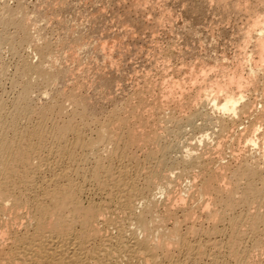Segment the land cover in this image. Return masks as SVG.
<instances>
[{"label":"bare ground","instance_id":"6f19581e","mask_svg":"<svg viewBox=\"0 0 264 264\" xmlns=\"http://www.w3.org/2000/svg\"><path fill=\"white\" fill-rule=\"evenodd\" d=\"M16 8L13 9L14 12L10 11L8 6L0 10V84L8 78L15 92L13 98L5 97L6 91L0 97V264H264V164L261 165L254 160L259 155L257 149L262 147L260 139L264 138V133L261 137L258 135L259 130L264 128L263 113L261 112L260 115L259 111V114L254 112L257 110L255 107L252 110L256 113L254 116L259 115L262 119H257V116L256 119L253 118L258 121L257 124L254 121L252 123L255 125L252 126L250 123L249 129L243 127V130L251 128V134L246 129L249 136L245 130V140L242 138L243 133L240 134L242 142L241 139L236 140L240 130L239 133H232L238 129L234 128L235 122H239L241 118H245L243 121H246L245 115L249 113L250 108L252 109L246 95L242 91L238 92L237 88L233 89L237 83L233 82L235 85L232 83L228 87H218L219 89L215 86L217 92L211 88L208 93L205 89V93L202 91L199 97L195 96L196 99L188 96L187 101L191 98L194 104L187 109L185 105L189 106L192 104L191 101H188L190 102L188 104L183 99L182 101L172 98L174 95L179 97L176 96L179 93L184 98L186 93L182 94L183 92L180 91L177 92L178 94L175 93L181 85L178 84L179 88L176 89V85L172 89L171 85L175 86L174 84L177 83H173L172 78L170 80L162 78L163 85L165 83L168 85L166 90L162 85L165 93H160L162 89L159 90L157 84L147 81V90H140L139 93H137L139 90H136L137 95L132 94L137 97V103L134 101L135 98L129 101V104L127 102V105L121 104L122 107L117 106L111 109L112 111H108L109 113L105 112V108L102 107L103 102L97 107L95 101L98 98L96 91L102 87V82L108 79L106 77H109H104L103 73L109 70L102 73L104 64L102 61L99 62L102 64L101 69L98 67L101 72L98 73L97 68L94 71L98 73L97 75L100 74L99 77L103 78V81L101 80V85L98 87L95 83L97 82L95 73L96 77L91 76L93 75L91 71V75L88 73L93 63H89L90 68L88 65L85 66L82 55L86 58L90 56L92 58L94 55L101 57L106 64V60L109 63L115 62L114 52H106L105 48L108 46L102 47V38L91 36L85 39V35L78 34L81 33L79 31H83L79 28L81 26L78 27L79 24L77 27L80 30L74 29L69 24L73 27V30L67 28L69 32L66 26L72 23L73 19L67 20V17L66 21H69L66 22L67 24L63 20L67 33L65 34L64 31V40L58 42L61 46H54L60 47L59 51H56L58 49L54 50L53 43H49L50 41L43 37L42 32L46 25L43 29L41 26L45 23L39 27L37 25L44 17L39 15L41 19L36 20L33 13H30L32 18L23 5ZM52 8L54 9L55 6ZM54 15L57 17L56 14ZM91 18L89 19L91 22L98 19L95 16L93 20ZM258 23L259 21L256 24L261 26ZM59 25L62 26V23ZM91 27L93 28V25ZM93 31H96V28ZM97 32L96 34L99 35ZM130 32L133 33L131 30ZM263 32L261 31L262 35L260 39L258 38L259 45L264 41ZM246 39H249V36ZM100 44L101 47H97ZM66 46L76 48L74 51L70 47L73 51L71 57L73 56L74 61L78 63L82 61L83 68H89L86 72L81 66L79 67L81 63L74 65L79 67L78 73L71 68L74 61L69 63L70 53L64 49ZM22 49L27 50L25 51L27 54L23 55ZM63 49L68 53L67 59L63 57L64 62L62 55L67 53L58 55ZM262 50L264 51V48ZM262 50L259 53L263 54ZM5 52L11 53L16 60L12 74L3 61ZM96 59L94 61L97 63ZM96 63V67L100 65ZM118 68V73L115 74H113L115 68L112 69L113 71L110 69L114 78H119L118 75L122 77L123 71L119 68L120 74ZM99 77L97 79H100ZM143 79L145 80V76ZM111 80L113 81L112 78ZM109 81L110 79L108 84L111 83ZM119 81L117 83H120ZM94 83L97 86V90L94 91L97 97L92 92L93 87L95 88ZM122 84L117 85L122 88ZM106 85L104 86L106 90L110 91L108 89L110 86L114 89L112 85H107L108 87ZM41 87H45V91H41L43 94L40 93ZM87 89L90 90L86 91ZM85 91L87 93L91 91L93 96L88 94L89 97ZM40 94L44 96L43 98L46 96V101L42 98L45 104H41V99L38 101L40 104L37 103ZM217 94H223L222 101ZM94 97L96 100L93 99L92 102ZM103 97L106 98L102 96L101 100L104 99ZM167 97L173 101H168ZM169 102L175 106L172 108ZM198 106L207 110L206 113L203 112L204 120L201 119L205 121L204 127L218 131H211L214 132L212 135L210 133V135L204 134L205 136L202 133L203 137H199L198 139H201L198 141L194 139L195 136L193 139L197 145L192 143L194 145L192 146L184 137L187 128L199 131L201 128L198 126L202 127L203 121L197 126L194 122L195 119L202 117L199 116L201 110L197 113ZM178 113H182V116ZM213 113L221 115L213 118ZM250 114L249 117L253 115ZM195 116L200 118L194 119ZM243 121L237 125L241 124L242 127ZM232 129V135H229L227 132ZM189 134L186 135L191 139L192 137L189 136L192 134ZM225 134L229 135L228 140L220 141L226 137ZM214 135L218 141L214 142L216 146L213 143ZM183 139L189 144H185ZM236 142L239 146L243 144L242 149L245 152L246 149L249 151L253 148L252 150H256L258 155L250 151L251 154L247 153L244 157H239L241 159L236 157L238 171L234 172L229 162L224 164L226 160L224 155L226 150L236 148ZM201 145L205 147L204 152H200ZM213 152L217 157H214ZM232 154L235 156L238 153L233 151L230 156ZM253 155H256L255 158ZM229 174L233 179H231L232 185L226 182ZM240 175L239 182L234 184L235 178ZM202 220H206V224L211 222L212 227L209 226L210 228L200 232L204 222L202 224L199 222ZM218 237L221 238L219 241L216 240Z\"/></svg>","mask_w":264,"mask_h":264},{"label":"rangeland","instance_id":"374dc122","mask_svg":"<svg viewBox=\"0 0 264 264\" xmlns=\"http://www.w3.org/2000/svg\"><path fill=\"white\" fill-rule=\"evenodd\" d=\"M8 1V2H7ZM43 1V2H42ZM48 1V2H47ZM51 3H50V2ZM57 3H56V2ZM146 1V2H145ZM147 1L149 3H147ZM223 1V2H222ZM5 2V3H4ZM62 2V3H61ZM79 2V3H78ZM84 2V3H83ZM88 2V3H87ZM96 2V4H95ZM142 4V5H138L139 3ZM159 3H157V0H54L51 1V0H0V10H2V8L4 9V7L8 6V9L10 11H13V9L15 10L16 6L18 7H22L23 5V8L26 9L29 14L30 13H33L32 15L34 16V18L37 20L41 15V17H44V19L42 18H39L40 21H38L37 25L39 27V25H42V23H45L43 24L41 27L42 29L44 28L45 26V30H43L44 32H42L43 37L44 39L50 41L49 43H53L52 46L56 47V46H61V44L59 45L58 42H60V40H64L65 38V34L67 33L66 31L71 28L73 30V27L74 29L76 30H85L84 33L83 31H79L81 33H78L80 35L83 34L84 38L86 37L87 39L90 38L91 36L93 37H97L98 39H101V42H102V47L103 45H107L108 47V50L107 48H105L106 52L109 53V51L111 52H114L113 54V61L116 62L117 60L118 62H111L109 63L108 60H106V64H105V60H101V57H98V56H94L91 58L88 59L86 58V56L84 57V55H82L83 57V60L84 61L83 63L86 65H88V67L91 65L89 63H93L95 65V61L94 59H96L97 63L99 62H103L104 66H102V62L99 63L96 67H94V65L92 64L91 65V68L93 69H89L88 67L86 68H83L84 64H82L80 61V63L82 65H79L80 63H78L76 60V62L74 61V58L73 56L71 57V53H73V51H71L73 49V47H65L64 49L65 50H68V52L70 53L68 55L67 51H63L61 50V52L58 53V55L61 53H67L66 55H62V59L63 57L64 58H68V56H70L68 58V60L70 59L71 62H69L71 64L68 65L70 66L72 69L75 70V73L77 71V69L79 70V67L81 66L82 68L81 69H85V72L87 71V69H89V75H91V73L93 75L91 76H94V77H99V75H97L99 72H101V66H102V73L105 72V71H108L107 73H109L107 75V73H103L104 74V77L105 76H113V74H115V72L118 73V70L117 68L119 67L120 69H122L121 71L122 72V77L119 76V78H114V76L112 77H106L108 79H105L104 81H106L105 83L110 86L112 85L114 89L108 87L106 85V87H108V89H110V91L112 92L111 94L109 93L110 91L109 90H106L107 88H105L104 84H103V78L101 79H97L96 77V80L94 78L95 81L100 82L97 83L95 81L97 86L100 87L101 85V80L103 81L102 82V87L101 90L100 88H98L97 90V86L96 84L94 85L95 88L93 87V90L92 92L94 93V91H96L98 93V98L97 100L95 99V97H97V94L95 95V93L93 94L91 91H89L90 93H87L86 91L90 90V89H87L85 92L87 93V95L89 94L90 96H95L94 98H92V102L94 101L93 99H95L96 103H97V107H99V104L101 106V103L103 102L102 104V107L105 108V112H110L113 110L114 107L117 108L118 107H122L123 105H125L127 102L129 104V101L131 102L132 99L136 101L135 103H137V97L134 95H137V93L141 92V91H144V90H147L146 88L148 87L146 84L148 82H152L154 83L155 85L157 84V87L160 91V93H165L166 91V88L168 87V85L165 83L163 85V79L167 78V80L169 79H173V83L174 82H177L173 85H171V88L173 89V87L175 88L176 85V89L179 88L180 86V89L176 91V89H174V91H176L175 93H177L178 91H180L182 94H184L185 92V96L184 98L182 97V95L180 96L178 93V95L176 96H179V97H172L174 98V100H178V99H183L184 102H188V101H191L192 99L190 98V100L187 101V99H189L188 96H192L193 99H196L195 96H200L202 94V91L203 93H205V89L206 91L208 92L209 89L217 92V88H222L223 87H228L229 84H232L233 82H235V84L233 83V85L237 86V87H233V89L237 88L236 90L238 92L242 91L246 97H247V101L250 102V107H252V109L250 108V111L248 114H250L251 117H249V115H245L246 116V121H243L245 118H241L240 121L238 119L239 122H235L236 123V127H234L235 129H237V131H233L230 130L229 132H227L229 135H232L231 134V131H233L232 133L234 132H237L239 133L236 140H240L241 138V133L244 134V131L248 128L249 129V125L251 127V124L252 122H254L255 120L254 119H264V53L261 54L259 52H261L260 50H262L264 48V45H263V42H262V45H259L260 44V37H261V31L263 32L264 31V28L262 26V24H264V0H158ZM2 3V4H1ZM21 3V4H20ZM39 3V4H38ZM63 3H65V5H63ZM77 4L76 6L74 4ZM112 3V4H111ZM145 3V4H143ZM147 3V4H146ZM222 3V4H221ZM5 4V5H4ZM43 4V5H41ZM51 6H49V5ZM53 4V5H52ZM62 4V5H61ZM69 4V5H68ZM48 8H47V6ZM58 5V6H57ZM61 5V7H60ZM68 5V6H67ZM144 5V6H143ZM146 5V6H145ZM55 6V8L53 9L52 7ZM245 6V7H244ZM10 7V8H9ZM33 7V8H32ZM38 7V8H36ZM83 7V8H82ZM87 7V8H86ZM148 7V8H147ZM46 8V9H45ZM67 8V9H66ZM142 8V9H140ZM17 9V8H16ZM36 11H34V10ZM51 9V10H50ZM53 9V10H52ZM61 9V10H60ZM87 9V10H86ZM139 9V10H138ZM46 10V11H45ZM48 10V11H47ZM89 10V11H88ZM148 10V11H147ZM152 10V11H151ZM44 11V12H43ZM55 11V13H54ZM61 11V12H60ZM80 11V12H79ZM132 11V12H131ZM14 12V11H13ZM42 12V13H40ZM93 12V14H92ZM100 12V13H99ZM131 12V13H130ZM135 12V13H134ZM247 12V13H246ZM51 13V14H50ZM104 13V15L102 14ZM106 13V14H105ZM37 14H38V17H37ZM46 14V15H45ZM57 17H55V15ZM66 14V15H65ZM79 14V15H78ZM92 14V15H91ZM100 14H102V19H100ZM109 14V15H108ZM114 14V15H113ZM116 14V15H115ZM119 14V15H118ZM126 14V15H125ZM168 14V15H167ZM31 15V14H30ZM31 15V17L33 18V16ZM36 15V16H35ZM44 15V16H43ZM90 15V16H89ZM95 16L96 18L98 17L97 20H94V21H89V19L92 17V16ZM170 15V16H169ZM59 16V17H58ZM61 16V17H60ZM87 16V17H86ZM94 16L91 18L93 20ZM111 16V17H109ZM114 16V17H113ZM116 16V17H115ZM142 16H145V17H142ZM161 16V17H160ZM49 19H46L48 18ZM64 17V18H63ZM66 17H67V20L70 19L72 20V23H76V25H74V23H68L69 21H66ZM126 17V18H125ZM55 18V19H54ZM57 18V19H56ZM60 18V19H59ZM76 18V20H75ZM113 18V19H112ZM161 18V19H160ZM78 19V20H77ZM84 19V20H83ZM86 19V20H85ZM100 19V20H99ZM258 19V20H257ZM59 20V21H58ZM63 20L64 22L68 25L66 26V29H65V23L63 24ZM76 22H75V21ZM89 21L88 23L86 21ZM103 22H102V21ZM161 20V21H160ZM256 20V21H255ZM43 21V22H42ZM57 21V22H56ZM84 21V22H83ZM101 21V23H99ZM107 21V22H106ZM125 21H126V24H125ZM132 21V22H131ZM138 21V22H137ZM147 21V22H146ZM159 21V22H158ZM254 23H253V22ZM259 21L260 25H257L256 23ZM71 22V21H70ZM83 22V23H82ZM94 22V23H93ZM131 22V23H130ZM136 22V23H135ZM166 22V23H165ZM256 22V23H255ZM54 23V24H53ZM62 23V26L59 25ZM82 25H81V24ZM96 23V24H95ZM124 23V24H123ZM129 23V25H128ZM152 23V24H151ZM258 23V24H259ZM69 24H71L73 27H71V25L69 26ZM79 24V25H78ZM88 24V25H86ZM93 25V28L91 27ZM96 26H95V25ZM256 24V25H254ZM51 25V27H50ZM78 27L81 26V27ZM86 27V29H84L83 27ZM104 25V26H103ZM120 25V27H119ZM131 25V26H130ZM135 25V26H134ZM148 25V26H147ZM155 25V26H154ZM251 25V27H250ZM77 28H76V27ZM106 26V27H105ZM130 26V27H128ZM147 26V27H146ZM154 26V28H153ZM54 27V28H53ZM98 27V28H97ZM101 27L104 29H101ZM128 27V29H127ZM149 27V28H148ZM156 27V28H155ZM171 27V28H170ZM83 28V29H82ZM96 28V31H93L95 30ZM106 28V29H105ZM108 28V29H107ZM114 28V29H113ZM124 28V30H122ZM128 31V33L126 32V29ZM130 28V29H129ZM147 28V29H146ZM53 31H51V30ZM70 29V30H71ZM138 29V30H137ZM145 30V32H143V30ZM149 29V30H148ZM153 29V30H152ZM90 33H89V31ZM103 30V32H101ZM130 30L133 32L131 33ZM167 30V31H166ZM12 31V29H11ZM56 31V32H55ZM64 31H65V34H64ZM69 31V30H68ZM88 31V32H87ZM94 34L90 35L92 32ZM98 31V32H97ZM136 31V32H135ZM63 32V33H62ZM70 32V31H69ZM86 32V33H85ZM99 33L98 34H96ZM108 32V33H106ZM251 32V33H250ZM52 33V34H51ZM106 33V34H105ZM122 33H124L123 35L125 36H122ZM135 33V34H134ZM189 33V34H188ZM247 33V35H246ZM250 33V34H248ZM254 33V34H253ZM55 34V35H54ZM59 36H58V35ZM102 34V35H101ZM105 34V35H104ZM128 34V35H127ZM133 34V38H131V35ZM260 34V35H259ZM64 35V36H63ZM80 35H76V36H80ZM87 35V36H86ZM96 35V36H95ZM107 35V36H106ZM109 35V36H108ZM111 35V36H110ZM115 35V36H114ZM139 35V36H138ZM142 35V36H141ZM154 35V37H153ZM252 35V37H251ZM105 36H106V39H105ZM249 36V39H246L248 38ZM259 36V37H258ZM263 36H264V32H263ZM46 37V38H45ZM52 37V38H51ZM104 37V38H103ZM113 39H112V38ZM129 37V38H128ZM246 37V38H245ZM48 38V39H47ZM83 38V39H84ZM85 38V39H86ZM109 38V39H108ZM115 38V39H114ZM127 38V39H126ZM132 40H131V39ZM245 38V39H244ZM252 38V39H251ZM259 38V39H258ZM50 39V40H49ZM84 39V40H85ZM117 39V41H116ZM121 39V40H120ZM123 39V40H122ZM129 39V40H128ZM106 41V44H105V41ZM112 40V43L110 44V41ZM115 40V41H114ZM119 40V42H118ZM52 41V42H51ZM104 41V42H103ZM122 41V42H121ZM124 41V42H123ZM139 41V42H138ZM252 41V43H251ZM257 41V42H256ZM115 42H117L115 44ZM58 43V44H57ZM61 43V42H60ZM63 43V42H62ZM119 43V44H118ZM249 43V44H248ZM259 43V44H258ZM50 44V45H51ZM55 44V45H54ZM57 44V45H56ZM138 47H137V45ZM71 45V44H70ZM74 45V44H73ZM110 45V46H109ZM116 47H115V46ZM125 45V46H124ZM259 45V46H258ZM51 46V47H52ZM75 46H76V43H75ZM104 46V47H105ZM113 46V47H112ZM54 47V48H55ZM97 47H101V44ZM103 47V48H104ZM118 47V48H117ZM125 47V48H124ZM158 47V48H157ZM173 47V48H172ZM175 47V48H174ZM244 47V48H243ZM260 47L262 49H260ZM53 48V49H54ZM59 48L60 47H57L55 48L54 50L56 51H59ZM114 49V50H110V49ZM117 48V49H116ZM122 48L123 51H122ZM172 48V49H171ZM178 48V49H177ZM76 48H74L73 50L75 51ZM121 49V50H120ZM126 49V51H125ZM174 49V50H173ZM24 50V52L22 51ZM21 52L23 55L27 54L25 51V49H22ZM120 50V51H119ZM133 50V51H132ZM161 52H160V51ZM255 50V52H254ZM116 51V52H115ZM119 51V53L117 52ZM165 51V52H164ZM167 51V52H166ZM263 51V50H262ZM110 52V53H111ZM187 52V53H186ZM264 52V51H263ZM116 53V54H115ZM119 55H118V54ZM134 53V54H133ZM165 53V54H164ZM168 53V54H167ZM255 54V55H254ZM10 55V56H9ZM68 55V56H67ZM118 55V56H117ZM120 55H121V59H120ZM126 55V56H125ZM251 55V56H250ZM259 55V56H258ZM263 56V58L261 57ZM12 57V58H11ZM61 57V55H60ZM86 58V59H85ZM99 58V59H98ZM245 58V60H244ZM260 58V59H259ZM116 59V60H115ZM166 59V60H165ZM86 60V61H85ZM88 60V61H87ZM100 60V61H99ZM125 60V61H124ZM160 60V61H159ZM3 61L5 62L6 65H8V67L10 68V74H12L14 72L13 69H15V65H16V60L13 58V56H11V53L9 54V52H5L3 54ZM65 61V59H63V62ZM93 61V62H91ZM121 61V62H120ZM123 61V62H122ZM161 61H165L164 63H162ZM261 61V62H260ZM263 61V62H262ZM66 62V63H68ZM87 62V64H86ZM109 64H108V63ZM132 62V63H131ZM134 62V63H133ZM169 62V63H168ZM9 63V64H8ZM65 63V65H66ZM96 63V64H97ZM115 63V64H114ZM125 63V64H124ZM197 63V64H196ZM222 63V64H221ZM12 64V65H11ZM77 65H79V67H75ZM127 64V65H126ZM132 64V65H131ZM165 64V65H163ZM204 64V65H202ZM238 64V66H237ZM247 64V66H246ZM256 64V65H255ZM14 65V66H13ZM75 65V66H74ZM106 65V67H105ZM112 65H116L118 66L116 68V66H111ZM255 65V67H254ZM93 66V67H92ZM110 66L109 69H107L108 67ZM124 66V67H123ZM168 66V67H167ZM200 66V67H199ZM250 66V67H249ZM260 66V68H259ZM100 67V69L98 68ZM105 67V68H103ZM166 67V68H165ZM184 67V68H183ZM241 67V69H240ZM76 68V69H75ZM97 68V74H96V69ZM115 70L113 71L112 69ZM118 68V69H119ZM135 68V69H134ZM183 68V69H182ZM238 68V69H237ZM256 68V69H255ZM113 71V74L111 72V70ZM119 69V73L121 74V71ZM124 69V70H123ZM126 69V70H125ZM133 69V71H132ZM178 69H182V70H178ZM196 69V70H195ZM204 69V70H203ZM259 69V70H258ZM95 70V71H94ZM99 70V71H98ZM117 70V71H116ZM130 70V71H129ZM135 70H136V73H135ZM144 73H143V71ZM178 70V71H177ZM187 70V71H186ZM199 70V71H197ZM204 72H203V71ZM224 70V71H223ZM257 70V71H256ZM91 71V73H90ZM206 71V73H205ZM226 71V72H225ZM252 71V72H251ZM111 72V73H110ZM180 72V73H179ZM192 72V74L190 73ZM194 72V73H193ZM204 74H203V73ZM225 72V73H224ZM254 72V73H253ZM256 72V73H255ZM78 73V71H77ZM95 73V75H94ZM116 73V74H117ZM124 73V74H123ZM141 73V74H140ZM149 73V74H148ZM174 73V74H173ZM198 73V74H197ZM223 73V74H222ZM252 73V74H251ZM258 73H259V76H258ZM103 74H102V77H103ZM111 74V75H110ZM129 74V75H128ZM131 74V75H130ZM148 77H147V75ZM191 74V75H190ZM194 74L196 76H194ZM202 74V75H201ZM220 74V75H219ZM232 74V75H231ZM251 74V75H250ZM256 74V75H255ZM124 75V77H123ZM127 75V76H126ZM137 75V77H135ZM143 75V76H142ZM177 75V76H176ZM238 75V77H237ZM126 76V77H125ZM145 76V80L143 79ZM150 76V77H149ZM187 76V77H186ZM194 76V77H193ZM198 76V78H197ZM200 76V77H199ZM204 76V77H203ZM208 76V77H207ZM233 76H234V79H233ZM242 76V77H241ZM248 76V77H247ZM115 77H117V75H115ZM131 79H130V78ZM196 77V78H195ZM232 79V82H231V79ZM253 77V79H251ZM257 77V78H256ZM111 78L115 79V81L113 82L111 80ZM123 78V79H121ZM128 78V80H127ZM136 78V79H135ZM153 78V79H152ZM163 78V79H162ZM229 78V79H228ZM243 78V79H242ZM247 78V79H246ZM8 79V78H7ZM7 79H4V81L1 82L0 84V97L4 95V91H6V95H4L5 97H8V98H11L12 96L14 97L15 96V92H13L14 90H12V87L10 86V82L7 80ZM110 79L109 82H111L110 84H108V80ZM119 79H121L119 81ZM130 79V80H129ZM133 79V80H132ZM148 79V80H147ZM158 81H157V80ZM181 79V80H180ZM196 79V81H195ZM204 79V80H203ZM211 79V80H210ZM240 79V80H239ZM251 79V80H249ZM261 79V80H259ZM119 81L120 83H117V81ZM123 80V81H122ZM125 80V81H124ZM127 80V81H126ZM138 82H137V81ZM150 80V81H149ZM162 80V81H161ZM204 81V83L202 81ZM238 82H236V81ZM133 81L134 84H133ZM148 81V82H147ZM158 82V83H155ZM184 81V82H182ZM188 81V82H187ZM191 81V82H190ZM193 81V82H192ZM201 81V82H200ZM209 81V82H208ZM229 81V82H228ZM255 81H257L255 83ZM190 82V83H189ZM231 82V83H230ZM240 82V83H239ZM244 82V83H243ZM123 83V84H122ZM161 83V85H160ZM182 83V84H181ZM196 83V84H194ZM198 83V84H197ZM207 83V84H206ZM220 83V84H219ZM224 83V84H223ZM261 83V84H260ZM99 84V85H98ZM114 84V85H113ZM122 84L120 88V86L118 87V85ZM146 86H145V85ZM179 84V86H178ZM186 84V85H185ZM218 84V85H217ZM223 84V85H222ZM2 85V86H1ZM116 85V86H115ZM139 85V86H137ZM165 88V90H163V87ZM167 85V87H166ZM189 85V86H188ZM200 85V87L198 88V86ZM203 85V86H201ZM205 85V86H204ZM210 85V86H209ZM221 87H220V86ZM240 85V86H239ZM247 85V86H246ZM251 88H250V86ZM4 86V88H3ZM6 86V87H5ZM9 86H10V89H9ZM115 86V87H114ZM132 86V87H131ZM160 86V87H159ZM185 86V87H184ZM191 86V87H190ZM209 86V88L207 87ZM213 86V87H212ZM217 86V88L215 87ZM244 86V87H243ZM254 86V87H253ZM137 87V88H136ZM141 89H140V88ZM263 87V88H262ZM105 88V89H104ZM183 88V89H182ZM201 88L203 90H201ZM218 88V89H219ZM239 88V89H238ZM4 89V90H3ZM96 89V90H95ZM105 91H104V90ZM117 89V90H116ZM182 89V90H181ZM200 89V91H199ZM113 90V91H112ZM115 90V91H114ZM138 92H137V91ZM141 90V91H140ZM210 90V91H211ZM235 90V91H236ZM246 92H244V91ZM259 90V91H258ZM41 91H45V87H41L40 88V93ZM108 91V92H107ZM189 91V92H188ZM194 91V92H193ZM197 91V92H196ZM211 91V92H213ZM13 92V95L12 93ZM107 92V93H106ZM137 92V93H136ZM191 92V93H190ZM201 92V93H200ZM210 92V93H211ZM250 92V93H248ZM93 95H92V94ZM100 93V94H99ZM104 93V94H103ZM114 93V94H113ZM117 93V94H116ZM123 93V94H122ZM199 93V94H197ZM209 93V92H208ZM43 94V93H41ZM40 94L39 98L37 99V103L40 104H45V101H46V96L45 98H43L44 96H42ZM108 94H110L108 96ZM134 94V95H132ZM8 95V96H7ZM88 95V96H89ZM102 96H106L103 97L104 101L101 100V97ZM127 95V96H126ZM220 98V101L223 100V94L219 95L217 94ZM89 96V97H90ZM123 96V97H122ZM132 96V97H130ZM12 97V98H13ZM41 97V98H40ZM114 99H112V98ZM116 99H115V98ZM122 97V98H121ZM182 97V98H180ZM197 97V98H198ZM45 99V101L42 100ZM100 98V99H99ZM110 98V99H109ZM41 99V101H40ZM110 101H108V100ZM128 99V100H127ZM186 99V101H185ZM258 99V100H257ZM120 100H121V103H120ZM127 100V101H126ZM167 100L168 101H171V98H168L167 97ZM166 100V101H167ZM182 100V101H183ZM198 100V99H197ZM263 100V101H261ZM40 101V102H38ZM98 101V102H97ZM108 101V102H106ZM112 101V102H111ZM116 103H115V102ZM173 101V100H172ZM171 101V102H172ZM261 101V102H260ZM94 102V104H96ZM169 102V105L173 108L175 106V104ZM192 102V101H191ZM195 102V101H194ZM107 105L105 106L104 105ZM124 103V104H123ZM174 103H177L178 102H175ZM190 102H188L189 104ZM122 104V106H120ZM176 104V105H177ZM194 103L192 102V104H189V106H187V104L185 105L187 107V109L190 107V105L192 106ZM254 104V105H253ZM259 104V105H258ZM127 105V104H126ZM261 110L259 109L260 107ZM107 107V108H106ZM199 107V106H198ZM201 107V106H200ZM199 107V108H200ZM254 107V108H253ZM256 109L257 110H254V112L256 111V113L259 114L260 112V115L261 112L263 113V116L262 118H259L261 116L259 115H256L254 116L256 113L252 112L253 109ZM198 108V109H199ZM112 109V110H111ZM186 109V108H185ZM193 109V108H192ZM195 109V108H194ZM197 109V108H196ZM197 109V113H202V115H200L199 113V116H202L201 118L198 116H195V118H200V119H195L194 122L197 123L196 126L199 124H202V127L201 125L198 126L199 128H201L198 132L196 131H193L191 128H187V132L186 134H189L191 136H189L191 139L188 138V135L185 134V137L184 139L189 141V143L192 145V143H196L194 145H197V142L194 140V139H197L200 140L203 136L211 133V135L214 133V132H217L218 130L214 128L212 129H206L204 127L205 125V121L204 120V116L203 114L207 112V110L203 109L202 107L198 110ZM204 111H203V110ZM259 111V112H258ZM108 112V113H109ZM204 112V113H203ZM213 118H217V117H220L221 114H218V116H216L217 114L213 113ZM178 115L182 116V113H178ZM184 115V114H183ZM244 116V117H245ZM248 117L250 119H248ZM256 117V118H255ZM254 118V119H253ZM203 119V120H201ZM262 119V123L264 122ZM237 120V119H236ZM203 121V122H202ZM241 121H243L242 123V127L240 126L241 124H238L237 123H241ZM251 121V122H250ZM260 121V120H259ZM200 122V123H199ZM202 122V123H201ZM258 122V121H257ZM257 122L255 121L254 123L257 124ZM246 125V126H245ZM255 125L252 123V126ZM264 126V123L262 124ZM238 126V127H237ZM240 127V129H239ZM243 127H247L245 130H243ZM205 128V129H204ZM247 129V130H248ZM210 130V131H209ZM217 130V131H216ZM240 130V131H239ZM246 130V131H247ZM262 130V131H261ZM261 130H259L258 132V135L261 137L262 133H264V128H261ZM189 131V132H188ZM191 131V132H190ZM204 131V132H202ZM211 131H214V132H211ZM239 131V132H238ZM251 134V128L250 130H248ZM247 131V134L249 136V132ZM208 132V133H207ZM194 133V134H193ZM196 133V134H195ZM203 133V134H202ZM203 136H202V135ZM205 134V135H204ZM228 134H225L224 137L222 140L220 141H224V139L228 140L227 138H229V135ZM242 134V138L243 140H245V134L243 135ZM240 135V136H239ZM264 135V134H263ZM197 138H196V137ZM228 136V137H227ZM244 136V137H243ZM251 136V135H250ZM195 137V138H194ZM199 137H201L200 139H198ZM239 137V138H238ZM259 137V139H260ZM194 138V139H193ZM215 138L213 140V143L215 142H218L217 141V137L214 135ZM183 139V142L185 144H189L188 142H185ZM262 139V140H261ZM260 139V142L262 143V147H259L261 149H257V152L256 150H252V149H246V152L244 149H242V145L239 146L237 145L238 141L236 142L235 146H239L236 148H238V150L236 148H232V150L230 149V151L226 150L225 151V155L224 157L226 158V160H224V164H229L232 166V169L235 170L234 172L238 171V162L236 161L237 158L239 157H244L247 153L248 154H251L253 151L252 154H255L258 155L256 156L260 161H257L258 159L255 158V156L253 155V157L255 158L254 160L256 162H259L262 164H264V158H262L264 156V145H263V137H261ZM186 140V141H187ZM192 141V142H191ZM241 142H242V139H241ZM240 142V143H241ZM214 143V145H215ZM192 145V146H194ZM213 145V146H214ZM216 146V145H215ZM234 146V147H235ZM241 147V148H240ZM204 148V149H203ZM215 148V147H214ZM213 148V149H214ZM239 148H240V152H239ZM244 148V146H243ZM201 151L200 152H204L205 150V147H203L201 145V147L199 148ZM216 149V148H215ZM235 149V150H233ZM237 150V152H236ZM216 152V150H214ZM228 153L231 152L233 153H238L236 154L235 156L232 154L230 156L231 153ZM244 151V152H243ZM252 151V152H250ZM260 151V152H259ZM262 151V152H261ZM199 152V151H198ZM243 152V153H241ZM250 152V153H249ZM263 153V154H262ZM215 153L213 152V155ZM228 154V155H227ZM216 155V154H215ZM214 157H217V155ZM238 155V156H237ZM242 155V156H241ZM228 156V157H227ZM260 156V158H259ZM231 157V158H229ZM237 157V158H236ZM229 158V159H228ZM239 158V159H241ZM232 159L234 161H232ZM263 161V162H262ZM226 162H229V163H226ZM176 173H178V171H176ZM230 175V174H229ZM228 175V181H226L228 183V185H232L233 184V181H231L232 177L231 175L229 176ZM230 177V178H229ZM241 178V175L240 177L238 178H235V181H234V184L235 183H238L239 182V179ZM230 179V180H229ZM233 180V179H232ZM198 181V180H197ZM231 181V182H230ZM230 182V183H229ZM232 183V184H231ZM206 220H202V222H199V224H202L203 222V225L200 229V232L203 231V230H206L210 227H212V224L211 222L206 224L205 222ZM198 224V223H197ZM210 226V227H209ZM195 238V237H194ZM193 238V239H194ZM225 238V237H224ZM223 238V240H224ZM221 238H217L216 240H220ZM195 240V239H194Z\"/></svg>","mask_w":264,"mask_h":264}]
</instances>
